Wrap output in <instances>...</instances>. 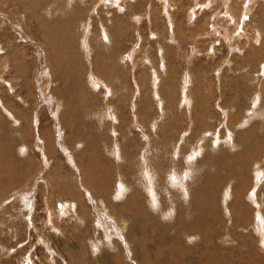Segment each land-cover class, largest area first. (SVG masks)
<instances>
[{
  "label": "rangeland",
  "instance_id": "obj_1",
  "mask_svg": "<svg viewBox=\"0 0 264 264\" xmlns=\"http://www.w3.org/2000/svg\"><path fill=\"white\" fill-rule=\"evenodd\" d=\"M243 1L233 0V3L238 5ZM262 1L256 2L251 18L246 14L251 22L246 27L250 43L242 46L240 52H234L230 51L224 38L217 39L219 36L216 37L211 28L213 21L219 28L228 23L232 26L230 32L234 33L232 15L225 10L232 0H128L126 3L112 0H44L39 7L34 6L35 0H0V264H179V261H183V264H206V261L198 258L200 252L197 251L204 246V237L198 236L194 238L195 241L192 238L190 241L186 234L183 236L180 233L178 223L182 218L188 220V210L184 208L183 215H174L163 223L156 216L158 213L153 212V207L145 202L155 193L153 187H145V180L147 182L148 176L155 175L161 201L163 199L162 203L167 206L170 197L166 198L161 183L164 173L177 165L178 169L183 167L182 170L187 172L192 167L199 169L198 160L202 163L205 153L213 150L216 156L210 158L214 160L213 165H200L201 168L195 171V177L190 180L193 193L202 187L203 181L211 178L216 183L213 185L218 187L213 203L219 209H216L215 215H211L212 223L222 234L225 232L221 229L222 222H226L225 227L231 238L226 245H222L218 237L215 238L217 255H229L237 262L244 260L245 264H264V231L260 229L264 223L257 228L259 225H256L255 219L262 216L264 221ZM195 3L197 9L191 11ZM197 11L200 13L197 19L200 26L191 25L200 34H196L194 40L189 14ZM171 18L175 19L174 24ZM208 18L209 23L205 25L204 21ZM68 22H72V34H65L75 36L61 41L54 31L60 30L61 25L65 26ZM82 22H86L87 26L90 22L93 24L87 28L93 30L87 37L86 32L85 36L82 33ZM100 22H103V33H100ZM155 25H158L162 35L156 40L151 35ZM171 29L176 31L175 42L168 37ZM257 29L260 30V37L255 40ZM59 35L61 38L66 36ZM76 36L78 39H75ZM86 38H90L91 43ZM85 40L89 43L88 56L83 49ZM240 41L244 43L245 38ZM194 45H197V50L193 52ZM68 56H71L72 68ZM186 82L188 88L184 89ZM259 89L262 90L261 98L257 93ZM188 91L192 97L190 101L183 96ZM204 117L208 118L204 120ZM222 135H225L224 138ZM47 143L57 148L53 147L52 150ZM68 146L81 157L84 155L80 165L75 164L76 160L69 155ZM204 146L207 148L202 149ZM146 147L150 148L149 152ZM10 148H13V155L16 154V161L4 158ZM51 151L54 152L48 158ZM259 154L261 157H258ZM191 155L193 158H189ZM29 158L32 162L30 168ZM227 160L234 161L231 163L236 170L233 176L227 169L230 166L226 165ZM241 160L246 173L242 175L243 169L238 168L241 164L239 166L237 163ZM257 160L262 165L253 168ZM219 162L225 164L226 169L220 167ZM142 163L147 164L144 167ZM173 163L174 166L171 165ZM152 166L155 169L152 170ZM18 167L24 171L21 172ZM256 171L260 173L256 174ZM229 176L231 179L228 180ZM118 182L128 184L131 190L128 191L129 198L135 193L144 195V200L140 201L141 198L137 197L134 205L143 203L144 207L152 209L151 213L145 207V213L139 212L138 216L133 217L132 207H123L129 199L127 195L126 198L116 199L112 206L110 193L116 189ZM67 186L76 189L74 193L77 198L66 191ZM226 187L228 192L223 193ZM137 188L140 190L135 191ZM251 188H256L254 195L260 202L259 206L250 198L248 190ZM236 198L239 205L243 201L244 205L242 210L232 209L234 216L231 217L226 213L225 206L231 208ZM75 199H78V206L81 204L78 211L80 218L77 214H70L71 209L66 205V202L73 201L76 206ZM26 200L29 201L27 204ZM193 204V209H196L197 205ZM28 205H32L31 214ZM199 205L201 208L205 206L201 199ZM51 206L53 210H59V214L46 210ZM108 209L112 213L109 214ZM114 213L119 224L114 219ZM148 214L153 220L151 223L147 220ZM124 220L126 226L123 231L119 225L122 226ZM111 240L115 245H112L115 247L113 249ZM163 245L168 248L174 246L177 250L182 248L183 253L180 254H184V257L180 254L178 257L172 256L167 248V251H162L160 247ZM159 254L160 257L157 256Z\"/></svg>",
  "mask_w": 264,
  "mask_h": 264
},
{
  "label": "bare ground",
  "instance_id": "obj_2",
  "mask_svg": "<svg viewBox=\"0 0 264 264\" xmlns=\"http://www.w3.org/2000/svg\"><path fill=\"white\" fill-rule=\"evenodd\" d=\"M33 1V0H32ZM36 2H35V4H34V6H38V5H40L41 4V1H44V0H35ZM45 1H47V0H45ZM99 1V0H98ZM103 1V0H102ZM113 1H115V2H117V1H120V2H124V3H126L128 0H112V2ZM132 1H134V0H132ZM162 1V0H161ZM172 1V0H171ZM182 1V0H181ZM198 1V0H197ZM211 1V0H210ZM213 1V0H212ZM231 1V0H230ZM239 1V0H238ZM259 2V1H261V0H244L243 1V4H241L240 2H239V4L238 5H235L234 3H233V0H232V3L230 2V3H228V7L225 9V10H227V11H229L230 13H231V20L235 23V31H234V33H231L230 31V29H231V24L229 25L227 22H225V23H227V24H223V27H220L219 28V25L217 24V23H215L214 24V21H213V26L211 27L212 28V33H214L215 34V36L217 37V35L219 36V37H217V39L219 40L220 38H224V42H225V44L229 47V49H230V51H232V50H234V52L235 51H237V52H240V49L242 48V46H247L249 43H250V41H248L249 40V35L247 34V26L249 25V24H251V22H249L250 20V18H251V14L254 12L253 11V9H254V7H255V5H256V2ZM51 2V1H50ZM165 2V1H164ZM215 2V1H214ZM241 2H242V0H241ZM262 2H264V0L262 1ZM33 3V2H32ZM47 3V2H46ZM148 3H150V2H148ZM152 3H153V1H152ZM169 3H170V1H169ZM175 3V2H174ZM227 3V2H226ZM51 4V3H50ZM53 4V3H52ZM106 4H108V3H106ZM112 4H114V3H112ZM112 4H111V7H113L112 6ZM165 4V3H164ZM168 4V3H167ZM166 4V5H167ZM208 5H210L209 3H207ZM207 4H205V6L207 5ZM49 5V4H48ZM102 5V4H101ZM115 5H116V3H115ZM125 5V4H124ZM123 5V6H124ZM152 5V4H151ZM161 6L163 5V4H160ZM165 5V6H166ZM207 5V6H208ZM213 5V4H212ZM224 5H225V2H224ZM223 5V6H224ZM70 6V5H69ZM122 6V5H121ZM122 6V7H123ZM153 6V5H152ZM167 6H169V5H167ZM199 6V5H198ZM197 6V7H198ZM204 6V7H205ZM226 6V5H225ZM235 6H237V9L235 8ZM262 6V5H261ZM39 7V6H38ZM45 7V6H44ZM57 7V6H56ZM101 7H104V6H101ZM164 6H162V8H163ZM181 7V6H180ZM201 7V6H200ZM203 7V6H202ZM42 8V7H41ZM40 8V9H41ZM48 8V7H47ZM50 8H53V7H50ZM59 8H60V6H59ZM162 8H161V10H162ZM170 8V7H169ZM177 8V7H176ZM221 8V7H220ZM55 9V8H54ZM73 9V8H72ZM196 3H195V5L194 6H192V9H191V11L192 10H194V11H196ZM224 9V8H223ZM118 10H119V8H118ZM121 10V9H120ZM122 10H124V9H122ZM133 10V9H132ZM37 11V10H36ZM73 11V10H72ZM147 11H148V9H147ZM155 11V10H154ZM189 11V10H188ZM190 11V12H191ZM202 11H203V8H202ZM35 11H33V13H34ZM119 12V11H118ZM124 12H125V10H124ZM171 12V11H170ZM189 12V13H190ZM204 12V11H203ZM152 13V12H151ZM158 13V12H157ZM162 13V12H161ZM160 13V14H161ZM173 13V12H172ZM222 13V12H221ZM134 14V13H133ZM153 14V13H152ZM156 14V13H155ZM220 14V13H219ZM246 14H248V15H250V18L248 19V16L246 15ZM107 15H109V14H107ZM190 15V16H189ZM188 16H189V23H190V27L192 26L191 24H195V27L197 26V25H199L200 26V20L199 21H197V19H199V17H200V13H199V11H197V12H192V13H190ZM212 15V14H211ZM77 16V15H76ZM91 16V15H90ZM139 16V15H138ZM155 16V15H154ZM161 16V15H160ZM164 16V15H163ZM168 16V15H167ZM173 16V15H172ZM41 17V16H40ZM39 17V18H40ZM51 17V16H50ZM165 17V16H164ZM175 17V16H174ZM155 18V17H154ZM212 18H214L213 16H212ZM153 19V18H152ZM172 19V18H171ZM42 20V19H41ZM45 20V19H44ZM136 20V19H135ZM139 20V19H138ZM153 20H155V19H153ZM164 20V19H163ZM165 20H166V18H165ZM173 20V24H174V21H175V19H172ZM209 20H210V18H208V20L207 19H205V25H207V23H209ZM221 20H224V19H221ZM230 20V21H231ZM166 21H168V20H166ZM196 23H195V22ZM252 21V20H251ZM47 23H48V21H46ZM56 22H58L59 23V21H56ZM150 22V21H149ZM158 22V21H157ZM156 22V23H157ZM247 22H248V24H247ZM72 23V22H71ZM71 23L70 22H68V23H66V25L65 26H63V25H61V28H60V30H56V31H54V33H58V36H59V39L61 40V41H63V40H65V39H72V37L73 36H75V35H68V34H72V27H71ZM101 23H102V26H100L101 27V32L100 33H103L104 32V30H102V28H104V26H103V22H100V25H101ZM155 23V22H154ZM161 24H162V22H160ZM212 23V22H211ZM210 23V24H211ZM168 24V23H167ZM169 24H170V22H169ZM209 24V25H210ZM220 24V23H219ZM233 24V23H232ZM88 24H86V22H82V24H81V29H83V31H82V33H83V35L85 36V32H86V37L88 36V33H90V31L92 32L93 30H89V29H87V28H89V26H91L92 27V25L93 24H91V22L89 23V26H87ZM222 25V24H221ZM181 26V25H180ZM174 27V26H173ZM205 27V26H204ZM44 28V27H43ZM94 28V27H93ZM163 28V27H162ZM166 28V27H165ZM258 28V27H257ZM96 29V28H95ZM150 29V28H149ZM192 31H193V33H192V38H194L195 36H196V34H198L199 33V31H196V29L192 26V28H190ZM205 29V28H204ZM206 29H208L209 30V28H208V26H207V28ZM250 29V28H249ZM45 30V29H44ZM54 30V29H53ZM164 30V29H163ZM224 30V31H223ZM46 32H47V30H45ZM99 31H100V29H99ZM109 31V30H108ZM152 32H151V35L152 36H154L155 37V40L156 39H160L159 37L160 36H162L161 34H160V31H159V28H158V25H155L154 26V31H153V29L151 30ZM205 31V30H204ZM203 31V32H204ZM218 31V32H217ZM220 31H222V32H220ZM254 31V30H253ZM163 32V31H162ZM170 35L168 36L169 37V39L171 40V41H177V37H176V35H175V30L174 29H171L170 31ZM249 32V31H248ZM49 33H50V31H49ZM65 33H68V34H65ZM155 33V34H154ZM166 33H168L167 32V30H166ZM229 33V34H228ZM230 33H231V36H230ZM59 34H63V35H66V36H64V37H62L61 38V36L59 35ZM162 34H164V33H162ZM200 34V33H199ZM222 34H225V35H222ZM252 34V33H251ZM262 34V33H261ZM56 35V34H55ZM143 35V34H142ZM209 35V34H208ZM47 36H49V35H47ZM103 36V35H102ZM107 36V35H106ZM255 36H256V38H255V40L258 38V37H260V30L259 29H257V31H256V33H255ZM51 37V36H50ZM53 37V36H52ZM141 37V36H140ZM153 38V37H152ZM163 38H165V37H163ZM162 38V39H163ZM232 38L234 39V41H232ZM244 39L245 38V42L243 43V42H241L240 41V39ZM52 39V38H51ZM56 39H58V38H56ZM75 39H78L77 38V36L75 37ZM89 42H90V38L88 39V38H86ZM167 39V38H166ZM259 39V38H258ZM87 40H85L84 41V44H85V46H83V49H84V51L85 52H87V56H88V53H89V43H88V41ZM109 40V39H108ZM194 40H195V38H194ZM81 42H83V39H81L80 40ZM92 41V40H91ZM110 42V41H109ZM170 42V41H169ZM194 42V44H195V41H193ZM219 42V41H218ZM260 42V41H259ZM65 43V42H64ZM91 43V42H90ZM67 44V43H66ZM233 45L232 47L230 46V45ZM254 44V43H253ZM53 45V44H52ZM251 46V45H250ZM253 46V45H252ZM2 48H3V45H2ZM159 48V47H158ZM251 48V47H250ZM160 50V49H159ZM163 50H165V49H163ZM197 50V45L195 46H193L192 47V51L194 52V51H196ZM59 51V50H58ZM161 51V50H160ZM192 52V53H193ZM213 52V51H212ZM247 52V51H246ZM74 54V53H73ZM90 54V53H89ZM130 54V53H129ZM128 54V56H130ZM161 54V53H160ZM195 54V53H194ZM197 54V53H196ZM248 54V53H247ZM249 55V54H248ZM60 56V55H59ZM128 56H127V58H128ZM161 56V55H160ZM134 57V56H133ZM162 60H163V62H162V65H163V68L166 66V64H165V56H164V52L162 53ZM5 58V57H4ZM131 58H132V56H131ZM51 62V61H50ZM57 62H59V61H57ZM68 62H69V64H70V67L72 68L73 67V63H72V61H71V56H68ZM77 63H79L78 61H77ZM243 65V64H242ZM49 66V65H48ZM244 66V65H243ZM96 67L98 68V66L96 65ZM242 67V66H241ZM238 68H240V67H238ZM47 69H48V67H47ZM46 69V70H47ZM98 69H100V68H98ZM45 70V71H46ZM97 70V69H96ZM79 71V70H78ZM107 71V70H106ZM163 71V70H162ZM173 71V70H172ZM98 73V72H97ZM81 74V73H80ZM50 75V74H49ZM177 74H175V76H176ZM82 76V75H81ZM186 76H187V74H186ZM217 76H219V75H217ZM189 77H190V80H191V74L189 73ZM223 77H225L224 75H223ZM71 78V77H70ZM94 78V77H93ZM101 78V77H100ZM187 78V77H186ZM185 78V79H186ZM221 78V77H220ZM228 78V77H227ZM226 78V79H227ZM224 79V78H223ZM36 80V79H35ZM161 80V79H160ZM211 80V79H210ZM221 80V79H220ZM225 80V79H224ZM67 81V80H66ZM83 81V80H82ZM82 81H81V83H82ZM106 82H107V80H105ZM173 82H174V79L172 80ZM91 82H92V80H91ZM102 82H103V80H102ZM172 82V83H173ZM184 82V81H183ZM187 82H190V81H187ZM187 82L185 83V87H184V89H187L188 88V85H187ZM108 83V82H107ZM106 83V84H107ZM93 84H96L95 82H93ZM102 84V83H101ZM106 84H105V86H106ZM83 85V84H82ZM108 85H110L109 83H108ZM108 85L106 86V87H108ZM226 86V85H225ZM264 86V85H263ZM262 86V87H263ZM183 89V88H182ZM112 90V89H111ZM113 91V90H112ZM112 91H111V93H112ZM184 91V90H183ZM189 91H190V89H189ZM188 91V93L187 94H183V96L185 97V100L187 99V101L189 100H192V97L190 96V92ZM223 91V90H222ZM225 92V91H224ZM257 92V91H256ZM264 92V91H263ZM174 93V92H173ZM186 93V92H185ZM222 93V92H221ZM258 97H262V90L261 89H259L258 90ZM74 97V96H73ZM44 99V98H43ZM172 99V98H171ZM46 101V100H45ZM49 101V100H48ZM70 101V100H69ZM164 101V100H163ZM162 102V101H161ZM189 104V103H188ZM254 104H256V103H254ZM1 105V104H0ZM258 105V104H257ZM209 106V105H208ZM85 108V107H84ZM87 109V108H86ZM121 109V108H120ZM248 110V109H247ZM112 111V110H111ZM111 111H109V112H111ZM80 112V111H79ZM115 112V111H114ZM114 112H113V114H114ZM160 112H162L161 111V109H160ZM163 113V112H162ZM104 114V113H103ZM11 115V114H10ZM117 118V117H116ZM208 118V117H207ZM207 118H205L204 117V120H206ZM13 119H14V121L15 122H17V118L14 116L13 117ZM159 119H160V117H159ZM153 121V120H152ZM150 122V121H149ZM57 123V122H56ZM69 123V122H68ZM71 123V122H70ZM85 123V122H84ZM153 123H154V121H153ZM152 124V123H151ZM155 124V123H154ZM157 124V123H156ZM63 125H64V123H63ZM78 125V124H77ZM153 125V124H152ZM158 125V124H157ZM67 126V125H66ZM68 126H69V124H68ZM145 126V125H144ZM18 127V126H17ZM64 127V126H63ZM153 127V126H152ZM151 127V128H152ZM155 127V126H154ZM158 127V126H157ZM60 129V128H59ZM63 129V128H62ZM115 129V128H114ZM156 129V128H155ZM211 131V130H210ZM218 132V131H217ZM231 132H232V130H231ZM230 132V133H231ZM60 133H62L61 131H60ZM219 133V132H218ZM217 133V134H218ZM227 133V132H226ZM233 133V132H232ZM242 134V133H241ZM240 134V135H241ZM64 135V134H63ZM213 135H214V130H213ZM213 135H212V137H213ZM231 135V134H230ZM248 135H249V133H248ZM194 136V135H193ZM192 136V137H193ZM223 136V138H224V136L225 135H222ZM233 136V135H232ZM39 137V136H38ZM63 137V136H62ZM147 137H149V136H147ZM207 138L208 137H206V140H207ZM214 138V137H213ZM234 138V137H233ZM250 138V137H249ZM257 138V137H256ZM63 139V138H62ZM65 139V138H64ZM183 139H185V138H183ZM189 139H191L190 137H189ZM244 139H245V137H243V138H241V142L243 143V141H244ZM248 139V138H247ZM92 140V139H91ZM149 140V139H148ZM153 139H151V141H152ZM234 140V139H233ZM243 140V141H242ZM22 141V140H21ZM25 141V140H24ZM54 141V140H53ZM66 141V140H65ZM223 141V140H222ZM221 141V142H222ZM229 141V140H228ZM49 142H51V143H53L54 145H56L54 142H52L51 140L49 141ZM63 142V141H62ZM149 142H150V140H149ZM149 142H148V145H149ZM178 142V141H177ZM255 142V141H254ZM263 142V141H262ZM51 143H50V145L48 144V146H51ZM91 143V142H90ZM153 143V142H152ZM197 143V142H196ZM203 143V142H202ZM214 143V142H213ZM222 143H224V142H222ZM235 143V142H234ZM234 143H233V145H234ZM12 144V143H11ZM52 144V145H53ZM80 144V143H79ZM84 144V143H83ZM151 144V143H150ZM204 144V143H203ZM215 144V143H214ZM225 144V143H224ZM228 144V143H227ZM229 144H231L232 145V142H230ZM236 144V143H235ZM258 145V143H255V145ZM19 145V144H18ZM95 145V144H94ZM175 145H176V142H175ZM217 145V144H216ZM262 145H264V144H262ZM27 146V145H26ZM57 146V145H56ZM56 146H51L52 147V150H54L53 149V147L55 148ZM63 146H65V145H63ZM120 146V145H119ZM150 146V145H149ZM172 146V145H171ZM190 146H191V144H190ZM198 146V145H197ZM200 146V145H199ZM215 146V145H214ZM235 146V145H234ZM12 147H14V146H12ZM18 147V146H17ZM50 147V148H51ZM151 147V146H150ZM169 147V146H168ZM201 147V146H200ZM211 146L209 145V148H210ZM261 147V146H260ZM57 148V147H56ZM68 148H69V152H70V154L69 155H71L72 156V158H74L76 161V163L75 164H78V165H80L81 164V161L83 162V159H84V155H83V153H82V155H83V157H81L80 155H78V154H76L75 153V151L73 150V149H70V147L68 146ZM119 148V147H118ZM207 147L206 146H204L202 149H206ZM213 148V147H212ZM215 148V147H214ZM228 148V147H227ZM66 149V148H65ZM95 149H97V147L95 146ZM99 149V148H98ZM148 149L150 150V148H147L146 147V151H148ZM176 149H177V147H176ZM255 149H257V146H255ZM12 150H13V148H10L7 152H5V157L4 158H8L9 160H11V161H16V154H14L13 155V152H12ZM20 150V149H19ZM57 150V149H56ZM67 150V149H66ZM119 150V149H118ZM117 150V151H118ZM192 150V149H191ZM211 150V149H210ZM230 150H231V148H230ZM258 150V149H257ZM48 151H49V149H48ZM68 151L66 152V154L68 155ZM94 151V150H93ZM121 151V150H120ZM175 151V150H174ZM214 151V150H213ZM211 152V153H205V156H204V158H206L207 157V159H205L206 160V162H205V160H204V158L202 159L203 160V162L201 163L199 160H198V163H197V166H198V168L200 169L201 168V166L200 165H204L205 163H212V165H213V163H214V160H211L210 158H214L213 156H215L214 155V152ZM15 152V151H14ZM20 152V151H19ZM23 152H25V151H23ZM29 152V151H28ZM53 152L54 151H51L49 154H48V158H49V155H51V154H53ZM76 152H77V150H76ZM122 152V151H121ZM149 152V151H148ZM199 152V151H198ZM198 152H196V154L198 153ZM200 152H202V150L200 151ZM254 152H256V150L254 151ZM26 153V152H25ZM56 153V152H55ZM78 153V152H77ZM120 153V152H119ZM177 153V152H176ZM233 153V152H232ZM238 154V157H239V152H237ZM22 154V153H21ZM114 154V153H113ZM195 154V153H194ZM195 154V155H196ZM20 155V154H19ZM152 155V154H151ZM169 155H170V153H169ZM226 155V154H225ZM240 155H242V154H240ZM245 155V154H244ZM252 155V154H251ZM15 156V157H14ZM52 156V155H51ZM90 156V155H89ZM116 156V155H115ZM122 156V155H121ZM231 156V155H230ZM257 156V155H256ZM3 157V156H2ZM145 157V156H144ZM148 157H150V156H148ZM195 157V156H194ZM199 158H200V156H198ZM227 157H228V154H227ZM249 157V156H248ZM258 157H261L260 156V154H259V156ZM262 157H264V156H262ZM24 158V157H23ZM22 158V159H23ZM86 158V157H85ZM120 158H122V157H120ZM171 158V157H170ZM189 158H193V156L191 155ZM215 158H216V156H215ZM230 158H232V157H230ZM229 158V159H230ZM235 158H237L236 157V155H235ZM234 158V156H233V159H235ZM3 159V158H2ZM20 159V158H19ZM70 159V158H69ZM128 159V158H127ZM147 159V158H146ZM145 159V160H146ZM210 159V160H209ZM225 159V158H224ZM228 159V160H229ZM242 159V158H241ZM261 159V158H260ZM29 160V162H28V168H30V166L29 165H31V159L29 158L28 159ZM171 160V159H170ZM208 160H209V162H208ZM226 160V159H225ZM226 161V165H230L229 167H231V168H227V169H230L229 171L231 172V175L233 176L234 174H236V170H234V166L232 165L231 166V163H233L234 161H232V162H230V161ZM245 160V159H244ZM5 161V160H4ZM8 161V160H7ZM179 161V160H178ZM177 161V162H178ZM263 161V160H262ZM2 162H3V160H2ZM79 162H80V164H79ZM147 162V161H146ZM229 162V163H228ZM15 163V162H14ZM20 163V162H19ZM237 163H239V166H240V164L242 163V160H241V162L240 161H238ZM246 163V162H245ZM4 164H5V162H4ZM8 164H9V161H8ZM7 164V165H8ZM26 164V163H25ZM140 164V163H139ZM143 165L142 166H144V164H145V166H146V164L147 163H142ZM219 165H221L220 167H225V164H221V162H219L218 163ZM258 164V165H257ZM261 163H260V161L259 160H257V161H255V163H254V165H255V167H253V168H257V167H259V165H260ZM16 165V164H15ZM14 165V166H15ZM22 165V164H21ZM20 165V166H21ZM83 165V164H82ZM132 165V164H131ZM131 165L129 166V168L131 167ZM172 166H174V163L173 164H171ZM190 165V164H189ZM253 165V166H254ZM262 165V164H261ZM144 166V167H145ZM149 166V165H148ZM178 166V165H177ZM177 166H174L173 168L171 167V169H169L166 173H164V175L162 176V181H161V183H162V188H163V192H165V196H166V198L167 199H169V197H170V199H169V205H164L162 202H163V199H162V201H161V193H160V191L158 190V187H157V178L155 177V175L154 174H151V177H149L148 176V181L146 182V180H145V185H147V186H145V187H147L148 188V186H150V189H152V187H153V190H154V194H153V196L152 197H150L151 199H149V200H145V202L146 203H148V204H150L152 207H153V212H157L158 214L156 215V216H159V218L161 219V220H163L164 222L163 223H167V221H169V220H171L170 218H172L174 215H175V217H176V215H180V214H182L183 215V213H184V208H186V210H188V212L186 213V214H188V220H186V219H181L180 220V222L178 223V226H179V228H180V230H181V235H183V236H185V234H186V237L188 238V240H190L191 238L192 239H194V238H196L197 239V237L198 236H201L203 239H205V244H204V246L203 247H201L199 250H197V251H199L200 253H199V259H203L204 261H206L205 263L206 264H245L244 263V260H239V262H237V261H235V259L233 260V259H231V258H229L228 256H219V254L217 255V245H216V243H215V238H219L221 241H222V245H226V244H228V242L230 241L229 240V238H231L230 237V233L227 231V228L225 227V223L224 222H222V226H221V229H223V230H225V232L224 233H222V234H220V232L216 229V227H215V225L212 223L213 221H212V218H211V215H215L216 213H217V210L216 209H219V208H216L215 206H214V198L217 196V193H216V190H217V186H214L213 185V183H215V182H213V178H211V180H208L207 178V180L206 181H203L202 182V184L203 185H201L202 187H198V189H197V191L195 192V193H193V191H192V188H191V181L192 180H190V179H192V178H194L195 176H193V175H195V171L197 170V171H199V169H197V168H194V167H192V169L190 168L189 169V171L187 172V170L186 171H183L182 170V168L181 169H178V167ZM236 166V165H235ZM237 166H238V164H237ZM247 166V165H246ZM111 167V166H110ZM141 167V166H140ZM190 167V166H189ZM227 167V166H226ZM226 167H225V169H226ZM244 163H243V165L241 164V166L240 167H238V168H241V169H243V170H241V175L244 173ZM264 167V166H263ZM24 168V167H23ZM188 168V167H187ZM18 169H20L21 170V172H22V167L20 168V167H18ZM81 169V168H80ZM139 169H141V168H139ZM153 169H155L153 166H152V170ZM223 169V168H222ZM250 169V168H249ZM262 169V168H261ZM260 169V170H261ZM264 169V168H263ZM8 170V169H7ZM16 170V169H15ZM14 170V171H15ZM118 170V169H117ZM193 170V171H192ZM10 171V170H9ZM24 171V170H23ZM27 171V170H26ZM26 171L24 172V173H26ZM29 171H30V169H29ZM58 171V170H57ZM119 171V170H118ZM117 171V172H118ZM156 171V170H155ZM263 172H264V170H262ZM59 172H60V170H59ZM108 172V171H107ZM157 172V171H156ZM247 172V171H246ZM9 173H11V171L9 172ZM16 173V172H15ZM19 173V172H18ZM23 173V174H24ZM240 173V172H239ZM257 173H260V172H258V171H256V174ZM6 174H8V173H6ZM58 174V173H57ZM120 174V173H119ZM149 174V173H148ZM238 174V173H237ZM244 174H246V173H244ZM255 174V173H254ZM59 175V174H58ZM116 175V174H115ZM144 175V174H143ZM9 176H11V175H9ZM12 176H13V174H12ZM25 176V175H24ZM23 176V177H24ZM26 176H28V175H26ZM54 176V175H53ZM52 176V177H53ZM61 176V175H60ZM254 176V175H253ZM51 177V178H52ZM55 177V176H54ZM120 177V176H119ZM144 177H147V176H144ZM217 177V176H216ZM231 176H229V178H227L228 180L229 179H231L230 178ZM259 177H260V175H259ZM9 178H11V177H9ZM58 178H60L59 176H58ZM257 178V177H256ZM54 179V178H53ZM56 179V178H55ZM64 179V178H63ZM210 179V178H209ZM220 179H221V177H220ZM246 179V178H245ZM8 180H10V179H8ZM15 180H17V179H15ZM218 180V179H217ZM257 180V179H256ZM51 181H53V180H51ZM57 181V180H56ZM123 181V180H122ZM141 181H142V179H141ZM54 182V181H53ZM52 182V183H53ZM59 184H61L62 182L59 180ZM217 182V181H216ZM220 181H218V183H219ZM226 182V181H225ZM234 182V181H233ZM14 183V182H13ZM64 183V182H63ZM222 183V182H221ZM16 184V183H15ZM18 184V183H17ZM20 184V183H19ZM54 184V183H53ZM52 184V185H53ZM208 184H209V186H208ZM216 184V183H215ZM4 185V184H3ZM219 185V184H218ZM51 186V185H50ZM60 186V185H59ZM199 186H200V184H199ZM5 187V186H4ZM15 187V186H14ZM217 187V188H216ZM238 187H240V186H238ZM2 188V187H1ZM7 188V187H6ZM66 188H68V186L66 187ZM104 188V187H103ZM106 188H108V187H106ZM240 188H242V186L240 187ZM229 189H230V186H229ZM256 189V188H255ZM254 188L252 189H249L248 191H249V195H250V198H252V199H254V202H255V205L257 206H259V204H260V202L258 201V199H256L255 198V196L256 195H254V193H255V190ZM1 190V189H0ZM4 190V189H3ZM76 189H72V188H68V189H66V191L68 192L69 191V194L71 195L72 194V197L73 198H77V194H75L74 193V191H75ZM140 189L139 188H137L135 191H139ZM153 190H151V192L153 191ZM193 190H195V189H193ZM238 190V189H237ZM19 191V190H18ZM106 191V190H105ZM128 191H129V186H128V184L126 183V185L124 184V182H122V183H120V182H118L117 183V185H116V189H114V191L112 192V194L110 193V204L113 206L114 204H115V200L116 199H119V198H124L125 197V195H127L128 196ZM131 191V190H130ZM129 191V192H130ZM134 191V192H135ZM241 191H242V189H241ZM63 192H65V191H63ZM67 192H65V193H67ZM94 192V191H93ZM133 192V193H134ZM228 192V190H227V187H226V189L224 190V192L223 193H227ZM1 193V192H0ZM77 193H78V191H77ZM237 193V192H236ZM20 194V193H19ZM79 194V193H78ZM68 194H66V196H67ZM94 195V197H96V195L95 194H93ZM234 195V194H233ZM238 195V194H237ZM79 196V195H78ZM106 196V195H105ZM132 197H130L129 198V196H128V201L127 202H125V205H123V207H125V208H128V209H130L131 207H132V213L134 214L133 215V217H136V215H137V213H142L143 211H144V213L146 212L145 211V207H147V206H145L144 207V205H143V203H140V202H137V204L138 205H134L135 203H136V198L137 197H140L141 198V200L140 201H142V200H144V195H138L137 193H135V194H132L131 195ZM178 198V199H176L175 200V198ZM242 197V196H241ZM257 197V196H256ZM11 198V197H10ZM71 198V197H70ZM69 198V199H70ZM126 198V197H125ZM245 198V197H244ZM103 199H105L104 197H103ZM126 199V200H127ZM167 199H166V201H167ZM173 199V200H172ZM199 199H201V201H202V203H203V205H205L204 207L202 206V208L200 207V205H199ZM1 200V199H0ZM76 200V199H75ZM78 200V199H77ZM77 200H76V206L73 204V201H70L69 203L68 202H66V205H67V207L69 208V209H71V211H70V214H77L78 216H79V218H80V214H79V208H80V206H81V204L78 206L77 205ZM125 200V201H126ZM99 201V200H98ZM105 201H106V199H105ZM122 201V200H121ZM124 201V200H123ZM196 201H197V203H196ZM251 201V200H250ZM29 202V201H28ZM27 202V200H26V204L28 203ZM100 202V201H99ZM104 202V201H103ZM108 202V201H107ZM120 202V201H119ZM172 202H174V204L172 203ZM252 202V201H251ZM254 202H252V203H254ZM262 202V201H261ZM93 203V202H92ZM102 203V202H101ZM124 203V202H123ZM129 203H132L131 205H129ZM193 203H195V205H197V207H196V209L198 210V211H196V209L194 208L193 209ZM224 203H226V201L224 202ZM229 203H231V202H229ZM242 204L241 205H239L238 204V200H237V198H236V200L233 202V204H232V206H231V208H230V206H229V208L228 207H226L225 206V211H226V213L227 214H229V215H231V217H232V215L233 214H231V213H233L234 211H236V209H240V210H242V205H244V201L243 202H241ZM31 204V203H30ZM83 204V203H82ZM104 204V203H103ZM167 204V203H166ZM9 206H10V204H8ZM61 205V204H60ZM63 207H64V202H63ZM107 205H108V203H107ZM106 205V206H107ZM225 205V204H224ZM252 205V204H251ZM7 206V205H6ZM28 207L29 208H31L30 210H31V212H30V214L33 212V208H32V205H28ZM107 207H109V206H107ZM111 207V206H110ZM149 207V206H148ZM147 207V208H148ZM48 208V207H47ZM188 208V209H187ZM190 208V209H189ZM261 208H262V206H261ZM46 209V208H45ZM127 209V210H128ZM200 209H202V210H200ZM232 209L234 210V211H232ZM243 209H244V207H243ZM258 209H260V208H258ZM258 209H256V210H258ZM46 210H48L51 214H59L58 212H59V210L57 211L56 209L55 210H53L52 209V206H51V208L50 209H46ZM61 210V209H60ZM63 210V209H62ZM61 210V211H62ZM109 211V214L110 213H112L111 211H110V209H108ZM151 210L152 209H149L148 208V211H149V213H151ZM200 210V211H199ZM255 210V209H254ZM5 211H7V210H5ZM60 211V212H61ZM84 211H85V209H84ZM131 211V210H130ZM214 211V212H213ZM260 211V210H259ZM259 211H257V212H259ZM263 210H261V212H262ZM29 212V211H28ZM115 212V211H114ZM194 212H196V215H197V217H194V216H196V215H194ZM69 213V212H68ZM85 213V212H84ZM136 213V214H135ZM143 213V214H144ZM200 213H201V215H200ZM241 213H243V211L241 212ZM101 214V213H100ZM185 214V215H186ZM194 216H193V215ZM237 214V213H236ZM248 214V213H247ZM257 214V213H256ZM260 214V213H259ZM114 215V217H115V213L113 214ZM261 215V214H260ZM51 216V215H50ZM71 216H73V215H71ZM103 216V215H102ZM101 216V217H102ZM138 216V215H137ZM139 216H140V214H139ZM234 216V215H233ZM29 217H32V216H29ZM111 217L112 216H110L109 218L111 219ZM144 217V216H143ZM147 220H149L150 221V223H151V221H153L152 219H150L149 217V214L147 215ZM174 217V218H175ZM184 217V216H183ZM236 217H237V215H236ZM246 217V216H245ZM76 218H78L77 216H76ZM84 218V217H83ZM98 218V217H97ZM105 218V217H104ZM108 218V219H109ZM173 218V219H174ZM178 218V217H177ZM181 218V217H180ZM99 219V218H98ZM108 219H106V220H108ZM115 219V221H117V219L118 218H114ZM176 219V218H175ZM174 219V221H176ZM255 219H257L256 220V225H259V226H257V228H260L261 227V225H263V224H261V223H264V221L262 220V216H257V218H255ZM32 220V219H31ZM214 220V219H213ZM241 220V219H240ZM33 221V220H32ZM102 221H103V219H102ZM178 221V220H177ZM176 221V222H177ZM243 221V220H242ZM255 221V220H254ZM261 221V222H260ZM97 222V221H96ZM32 223V222H31ZM34 223V222H33ZM32 223V224H33ZM81 223V222H80ZM104 223V222H103ZM168 223H171V222H168ZM173 223V222H172ZM175 223V222H174ZM215 223V222H214ZM224 223V224H223ZM245 223V222H244ZM117 224H119L118 223V221H117ZM155 224V223H154ZM161 224V223H160ZM100 225H101V223H100ZM176 225V224H175ZM35 226V225H34ZM97 226H99V225H97ZM114 226V225H113ZM122 229L123 228H125L124 226H126V223H125V220L123 221V224H122V226L121 225H119ZM172 226H174V225H171V227ZM264 226V225H263ZM102 227V226H101ZM115 227V226H114ZM169 227V226H168ZM103 228V227H102ZM115 229H117L116 227H115ZM167 229V228H166ZM261 230H263L264 231V227H261L260 228ZM58 230V229H57ZM123 231H124V229H123ZM177 231H179V230H177ZM243 231V230H242ZM260 231V230H259ZM167 232H169V231H167ZM166 232V233H167ZM171 233V232H170ZM261 233V232H260ZM116 235H117V233H115ZM120 235H121V233H119ZM262 234V233H261ZM167 235V234H166ZM178 235H180V234H178ZM263 235V236H262ZM261 236H262V241L264 240V234H262ZM113 236V235H112ZM121 237H122V235H121ZM153 237V236H152ZM177 237V236H176ZM241 237V236H240ZM243 237V236H242ZM183 238V237H182ZM178 239V238H177ZM123 240H124V238H123ZM199 240H201V239H199ZM215 240V241H214ZM114 241V240H113ZM191 241V240H190ZM193 241V240H192ZM194 241H195V239H194ZM193 241V242H194ZM203 241V240H202ZM47 242V241H46ZM191 243V242H190ZM197 243H199V242H197ZM219 243H221V242H219ZM263 244H264V242H263ZM91 245V244H90ZM111 246L112 245H114V243L112 242V240H111V244H110ZM202 245V244H201ZM49 246V245H48ZM99 246V245H98ZM115 246V245H114ZM114 246H112L111 248L113 249V248H115ZM190 246H192V245H190ZM197 246V245H196ZM93 248H95V246L93 245L92 246ZM262 247V246H261ZM92 248V249H93ZM98 248V247H97ZM161 249H162V251H167V249H170V252H171V255L172 256H179V254H180V252H182V248H179L178 250L176 249V248H174V246H172V248H168L167 246H162V247H160ZM167 248V249H166ZM48 250H49V248H48ZM99 250V249H98ZM188 250H189V248H188ZM51 251V250H50ZM191 251H192V249H191ZM184 252H186V253H188L187 251H184ZM158 253H162V252H159L158 251ZM183 253V252H182ZM222 253V252H221ZM150 255H151V253H150ZM191 255V254H190ZM157 256H161V254H159V255H157ZM180 256L181 257H184V254H180ZM148 257V256H147ZM262 257H263V255H262ZM212 258V259H211ZM264 258V257H263ZM174 259H176V258H174ZM184 259V258H183ZM178 260V259H177ZM185 260V259H184ZM189 260V259H188ZM179 261V260H178ZM201 261V260H200ZM156 262V261H155ZM164 262V261H163ZM180 263L182 262V264L184 263L183 261H179ZM179 263V264H180ZM202 264V263H201ZM260 264V263H259Z\"/></svg>",
  "mask_w": 264,
  "mask_h": 264
}]
</instances>
